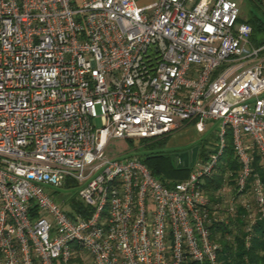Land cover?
Masks as SVG:
<instances>
[{
  "label": "built area",
  "instance_id": "2783aa9c",
  "mask_svg": "<svg viewBox=\"0 0 264 264\" xmlns=\"http://www.w3.org/2000/svg\"><path fill=\"white\" fill-rule=\"evenodd\" d=\"M239 17L235 0H0V264H219L211 227L238 206L248 246L264 215V46ZM208 120L217 144L169 186L105 152ZM228 129L239 172L212 200Z\"/></svg>",
  "mask_w": 264,
  "mask_h": 264
},
{
  "label": "trees",
  "instance_id": "16d2710c",
  "mask_svg": "<svg viewBox=\"0 0 264 264\" xmlns=\"http://www.w3.org/2000/svg\"><path fill=\"white\" fill-rule=\"evenodd\" d=\"M245 4L246 16L242 17L240 13L239 20L251 26V43L257 47L264 46V0H245ZM195 144L199 146L197 157L205 158L211 150L206 146V140L200 139ZM139 157L149 168L152 175L167 186L186 178L191 171L189 166L177 167L175 157L169 152L152 151ZM257 162L258 158L255 156L253 174L257 173L264 181V169ZM227 171H230L231 174L226 175ZM238 172L239 163L231 144V131L228 129L226 132V146L220 156L215 172L210 178L204 180L202 186L204 193L214 200L213 197L216 191L225 182L234 185ZM66 186L71 187L70 182H67ZM75 205L73 207L76 209L81 207L79 202H76ZM67 212L71 214L69 210ZM244 216L245 210L238 206L236 217L228 218L226 223L218 222L212 225L211 237L221 246L218 258L219 264H246V262L248 264H264V215L251 225L248 246L245 245L244 240L246 236L244 229L247 222Z\"/></svg>",
  "mask_w": 264,
  "mask_h": 264
},
{
  "label": "rangeland",
  "instance_id": "374dc122",
  "mask_svg": "<svg viewBox=\"0 0 264 264\" xmlns=\"http://www.w3.org/2000/svg\"><path fill=\"white\" fill-rule=\"evenodd\" d=\"M152 0H138L141 3H148ZM240 8V13L242 17L246 16L247 9L245 0H235ZM261 57H264L263 51L260 53ZM206 129L203 132H197L194 127L193 122H188L183 125L180 129L173 132L164 140L144 142L138 139L133 141L127 139H113L109 142L106 147V154L109 156H142L145 153L152 151H162L175 153L181 150L189 148L192 144L198 142L200 139L206 140V146L212 148L217 144V129L219 127V121L208 120L206 122ZM140 158V157H139ZM60 195L64 197L63 206L66 210L76 209V202L82 203L81 199L77 194V187H72L70 189H61ZM84 260L77 259V264H91L89 255L83 254Z\"/></svg>",
  "mask_w": 264,
  "mask_h": 264
},
{
  "label": "water",
  "instance_id": "95a60500",
  "mask_svg": "<svg viewBox=\"0 0 264 264\" xmlns=\"http://www.w3.org/2000/svg\"><path fill=\"white\" fill-rule=\"evenodd\" d=\"M198 148H199L198 145H194L193 147H191L190 150H182V151L173 153V156L175 157V160H176V166L177 167H182V166L191 167L194 164V161L196 159Z\"/></svg>",
  "mask_w": 264,
  "mask_h": 264
},
{
  "label": "flooded vegetation",
  "instance_id": "af4514ba",
  "mask_svg": "<svg viewBox=\"0 0 264 264\" xmlns=\"http://www.w3.org/2000/svg\"><path fill=\"white\" fill-rule=\"evenodd\" d=\"M194 145H197V144H192L189 148H187V149H184V150H190L191 149V147H193ZM182 151V150H181Z\"/></svg>",
  "mask_w": 264,
  "mask_h": 264
}]
</instances>
